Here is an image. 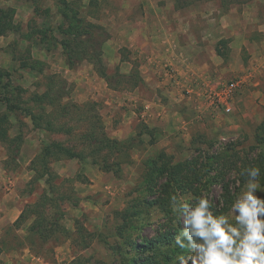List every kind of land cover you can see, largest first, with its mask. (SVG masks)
I'll use <instances>...</instances> for the list:
<instances>
[{"label":"rangeland","instance_id":"374dc122","mask_svg":"<svg viewBox=\"0 0 264 264\" xmlns=\"http://www.w3.org/2000/svg\"><path fill=\"white\" fill-rule=\"evenodd\" d=\"M145 6L168 8L155 17L201 43L193 57L197 73L208 74L201 94L243 79L231 112H203L194 97L172 133L146 122L141 63L125 41ZM0 8L13 22L0 26V264H143L152 250L141 247L150 243L163 264H179L183 250L164 236H176L183 222L173 203L167 211L155 202L166 196V178L148 188L149 160L165 151L174 164L189 160L203 170L208 161L222 173L196 198L179 191V202L203 197L213 210L224 182L234 199L241 193V172L259 166L264 151L256 140L264 122V0H0ZM85 26L90 31L78 33ZM233 29L245 36L239 51ZM99 56L107 77L95 65ZM163 69L178 78L171 64ZM52 142L80 157L55 148L44 159ZM258 179L264 187V175ZM225 215H234L231 207Z\"/></svg>","mask_w":264,"mask_h":264},{"label":"crops","instance_id":"0c3cea01","mask_svg":"<svg viewBox=\"0 0 264 264\" xmlns=\"http://www.w3.org/2000/svg\"><path fill=\"white\" fill-rule=\"evenodd\" d=\"M168 10V8L158 6H145L140 10V20L133 23V32L126 34L125 41L128 47L134 49L132 55L129 56L133 59L137 58L141 63L144 84L141 82L142 84L137 88L141 94L145 93L141 99L144 98L143 115L147 116L146 122L150 125H155L158 122L164 123V131L168 130L172 133L171 129L177 120L184 116L185 111L191 109V104H194L192 98L195 97L198 103L197 107L201 111L207 113L210 109L207 108L203 100L201 89L199 90L202 85L199 80L204 81L208 74L197 73L198 71L195 70L196 61H193V57L196 58L200 53L201 43L196 41L192 30L188 31L180 26L171 25L166 19L155 17L166 15ZM129 26L131 27L130 24ZM234 30L232 34L236 33ZM244 40V35L236 33L231 46L237 47L239 51ZM121 57L124 63H131L128 56L121 55ZM168 64L177 70L178 78L170 80L165 74L163 67ZM219 84L209 85V88L206 87V89ZM187 88L193 92L191 98L185 97L182 93V90ZM129 93L133 95L134 92ZM148 95L150 97H147Z\"/></svg>","mask_w":264,"mask_h":264},{"label":"clouds","instance_id":"9594fccd","mask_svg":"<svg viewBox=\"0 0 264 264\" xmlns=\"http://www.w3.org/2000/svg\"><path fill=\"white\" fill-rule=\"evenodd\" d=\"M241 175L247 179L231 203V218L214 215L206 198L199 197L193 204L172 198L183 222L174 241L183 250L175 257L179 264H264V196L257 194L264 191L260 169L248 167Z\"/></svg>","mask_w":264,"mask_h":264},{"label":"trees","instance_id":"16d2710c","mask_svg":"<svg viewBox=\"0 0 264 264\" xmlns=\"http://www.w3.org/2000/svg\"><path fill=\"white\" fill-rule=\"evenodd\" d=\"M8 13L5 11V9L0 8V26L6 25L7 27L13 26V22L11 18H8ZM90 26V25H89ZM2 31V30H1ZM89 27L85 26L83 30H79L78 33L85 34L89 32ZM82 32V33H81ZM95 65L99 71V73L107 77L105 67L103 65L102 59L99 56L96 61ZM2 72L0 71V78H1ZM1 81V79H0ZM258 132L256 134V140L259 144H264V122L259 126ZM114 145L116 144H123V142H119L117 140L110 141ZM110 142L107 143V145L110 147L112 144ZM58 149L59 151L65 153L67 156L74 158V157H80L79 153L73 152L72 150L64 147L61 143L58 142H52L49 145H46L44 147V159L47 158V156L52 155L53 151L52 149ZM257 165L256 166L260 169V174L264 175V151L259 152L258 158H257ZM206 166H203L204 169L201 170L197 167H190V161L187 160L186 162L174 164L173 162V156L168 155L165 151H162L158 154L156 158H151L149 160L148 164V171H147V177L149 179V187H153L155 184V180L157 178H166L164 184H161V187H163V193L166 194L165 198L159 199L155 202H160L163 207L167 211H170L171 208L169 205H172V198L175 197L178 201V192H184L186 194L190 193L195 198L203 191H209L207 189V184L216 183L223 179V175L220 171H216L213 167L211 162L206 161ZM207 168V169H206ZM211 168L215 170L214 174H209V170L211 171ZM221 176V177H220ZM246 176H241V183L244 184L246 181ZM223 187V202L222 204H219V206L213 208L214 214H225L228 212V210L231 207V203L234 201L235 192L233 193L230 189V185L227 183L222 184ZM239 188H237L235 191H238ZM218 210V211H217ZM164 244H170L175 239V234H165L164 236ZM154 244H145L141 247V250H152V253L145 256L143 260V264H163L161 260L158 258L157 251H154L155 249ZM170 259V257H167Z\"/></svg>","mask_w":264,"mask_h":264},{"label":"built area","instance_id":"2783aa9c","mask_svg":"<svg viewBox=\"0 0 264 264\" xmlns=\"http://www.w3.org/2000/svg\"><path fill=\"white\" fill-rule=\"evenodd\" d=\"M243 79L236 78L216 87L206 89L203 93L204 102L212 112L233 110L234 101L242 88Z\"/></svg>","mask_w":264,"mask_h":264}]
</instances>
